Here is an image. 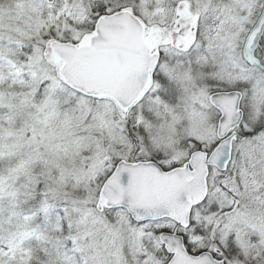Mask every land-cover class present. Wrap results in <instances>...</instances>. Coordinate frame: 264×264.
Returning <instances> with one entry per match:
<instances>
[{
  "label": "snow or ice",
  "instance_id": "snow-or-ice-1",
  "mask_svg": "<svg viewBox=\"0 0 264 264\" xmlns=\"http://www.w3.org/2000/svg\"><path fill=\"white\" fill-rule=\"evenodd\" d=\"M0 264H264V0H0Z\"/></svg>",
  "mask_w": 264,
  "mask_h": 264
}]
</instances>
